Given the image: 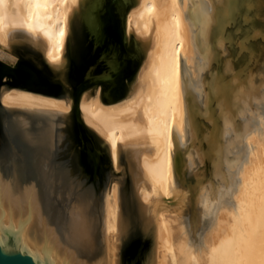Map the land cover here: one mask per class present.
<instances>
[{"label": "bare ground", "instance_id": "obj_1", "mask_svg": "<svg viewBox=\"0 0 264 264\" xmlns=\"http://www.w3.org/2000/svg\"><path fill=\"white\" fill-rule=\"evenodd\" d=\"M0 59L40 79H0V224L23 248L54 264H264V0H0Z\"/></svg>", "mask_w": 264, "mask_h": 264}, {"label": "rangeland", "instance_id": "obj_2", "mask_svg": "<svg viewBox=\"0 0 264 264\" xmlns=\"http://www.w3.org/2000/svg\"><path fill=\"white\" fill-rule=\"evenodd\" d=\"M107 52L110 53L111 51L109 52L107 50ZM24 64L22 65L23 67H21V68H15V67H12V66L4 63L0 59V79H1V83L3 84L4 87H10V86H13L15 84H29V85H33V86L38 87V85H39L38 82L40 79L38 77V73H37L36 68H34V67H32L26 63H24ZM113 71H114V65L108 64L106 62L103 63L102 61H100L98 63L97 74L100 73L99 75L102 76L103 78H105L104 76L113 75ZM105 79L103 81H101V83L106 84ZM8 121H9L8 114L2 113L0 110V163L3 164L5 168H8L10 166V162L8 161V159H9L8 156H9L10 149L12 147L10 144H7L8 132L5 130V127H6V123ZM23 131L24 132L26 131L25 134L20 133L21 135L19 136V139H17L18 145H19V146H17L18 147L17 152H19V150H21L20 146L24 147L25 146L24 144L26 143V141L30 139L31 136L28 137L27 135H29L30 133H34L36 130L34 128L31 129V127H28V129H24ZM23 131L21 130V132H23ZM81 135H82V140H83V147H84L85 152H86V160L88 162V168H89L90 172H92L91 174H93L95 172V170H97L96 169V160L100 156L97 155L98 152L95 151L96 149L93 146V141H92V139L89 138L87 133L84 131H81ZM100 160L102 162H100V165H99L100 167L98 166L99 168H101V166H103V164H104L103 159H101V157H100ZM8 169H7V171H8ZM91 180L95 181L92 178H91Z\"/></svg>", "mask_w": 264, "mask_h": 264}, {"label": "water", "instance_id": "obj_3", "mask_svg": "<svg viewBox=\"0 0 264 264\" xmlns=\"http://www.w3.org/2000/svg\"><path fill=\"white\" fill-rule=\"evenodd\" d=\"M0 264H54L50 258H41L23 248L22 233L0 224Z\"/></svg>", "mask_w": 264, "mask_h": 264}]
</instances>
